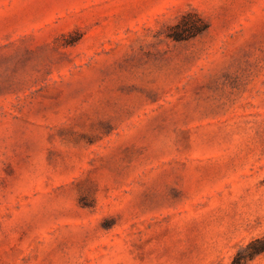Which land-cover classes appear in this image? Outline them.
Listing matches in <instances>:
<instances>
[{
    "label": "rangeland",
    "instance_id": "1",
    "mask_svg": "<svg viewBox=\"0 0 264 264\" xmlns=\"http://www.w3.org/2000/svg\"><path fill=\"white\" fill-rule=\"evenodd\" d=\"M0 264H264V0H0Z\"/></svg>",
    "mask_w": 264,
    "mask_h": 264
},
{
    "label": "trees",
    "instance_id": "2",
    "mask_svg": "<svg viewBox=\"0 0 264 264\" xmlns=\"http://www.w3.org/2000/svg\"><path fill=\"white\" fill-rule=\"evenodd\" d=\"M195 29H196L197 32H200V31H201V30L197 27V25H195L194 30H195ZM175 39H177V40H181V38H176V37H175Z\"/></svg>",
    "mask_w": 264,
    "mask_h": 264
}]
</instances>
